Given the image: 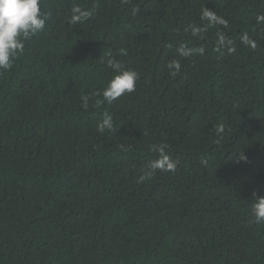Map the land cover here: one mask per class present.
Masks as SVG:
<instances>
[{"label":"trees","instance_id":"trees-1","mask_svg":"<svg viewBox=\"0 0 264 264\" xmlns=\"http://www.w3.org/2000/svg\"><path fill=\"white\" fill-rule=\"evenodd\" d=\"M74 7L90 17L70 23ZM41 8L45 28L0 70V264H264L251 213L264 196V0ZM109 60L139 73L111 103L97 95ZM162 145L176 170L140 180Z\"/></svg>","mask_w":264,"mask_h":264},{"label":"clouds","instance_id":"clouds-1","mask_svg":"<svg viewBox=\"0 0 264 264\" xmlns=\"http://www.w3.org/2000/svg\"><path fill=\"white\" fill-rule=\"evenodd\" d=\"M91 13L80 7H74L70 17V23H79L87 20ZM48 14L44 13L41 8V0H0V70L7 71L12 68L13 60L16 55L23 50L24 40L32 35L41 32L46 25ZM202 19L208 21L209 24L226 25L227 21L217 16L214 11L205 9L202 13ZM258 19L264 20V16ZM193 35H198L202 28L190 26ZM247 42L248 38H244ZM231 44V41H226L223 35H219L218 44L224 46ZM252 47L255 44L252 43ZM230 52L235 51L234 48L228 49ZM203 51L202 49L200 50ZM182 56H189L193 50L182 46L179 49ZM121 55H126L127 51L120 50ZM108 66L111 67L116 74L108 82L102 93L104 101L111 103L117 100L125 93H132L135 91L136 82L139 79V73L134 69H123L121 64L115 60H109ZM169 69H174L173 74L180 70L179 63L173 61L168 64ZM88 97L82 98V106L88 107ZM98 131L103 132L106 128L113 127L112 116L105 115L102 122L98 124ZM218 132H222L223 128H218ZM166 145L158 148L160 153L159 158L148 163V172L146 176H141L140 180L150 177L155 171L174 172L177 167V161L172 159L165 151ZM255 202L251 207V213L256 222L264 221V196H255Z\"/></svg>","mask_w":264,"mask_h":264}]
</instances>
